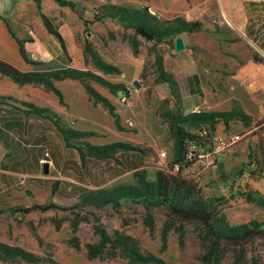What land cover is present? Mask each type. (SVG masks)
I'll return each instance as SVG.
<instances>
[{"label": "rangeland", "instance_id": "rangeland-1", "mask_svg": "<svg viewBox=\"0 0 264 264\" xmlns=\"http://www.w3.org/2000/svg\"><path fill=\"white\" fill-rule=\"evenodd\" d=\"M71 1L80 5L82 17L69 9L65 13L53 11L54 19H59V25L63 24L60 37L65 58L70 64L80 66L72 69L88 73L83 82L78 81L84 88V85L93 87L113 105L120 127L112 120L116 132L107 136V123L101 120L104 125L101 130L87 131L90 132L88 135H72L68 144L97 159L111 162L118 161L116 155L124 150L95 156L88 151V145L106 146L120 142L149 149L145 155V167L138 170L148 182H155L161 171L174 179L169 189L171 194L175 190L176 196L185 201L184 188L175 189V185L180 180L194 185L199 197L224 223L230 226L250 221L264 223V209L245 199L246 196L264 199V62L249 47L260 71L255 75L238 72L247 66L248 50L245 46L248 45L242 44L243 39L232 33L223 20L219 13L221 0ZM250 1L227 0V7L246 9ZM109 3L146 7L161 21L182 18L205 24L199 32L178 35L186 41L193 60L209 68L208 72L201 74L205 91L213 99L221 96L222 107L238 106L251 117L247 126L238 120L227 125L219 122V132L215 134L214 130L211 139L205 133H199L205 137L200 145L206 148L213 145L217 136L233 135L236 139L214 166L201 171L194 161L183 163L181 167L175 165L173 141L167 135V125L161 123L157 115L161 101H167L165 108H171L172 101L170 97L157 102L159 96L167 93L168 85L157 80L155 56L160 55L162 63L166 60L171 65L175 55L184 50L175 51L172 39L153 43L138 36L135 52L131 29L115 19L93 21L94 15H100ZM124 91L128 97L121 102ZM253 94L255 99L251 97ZM96 105L105 109L107 122L108 110L100 103ZM188 131L197 135L196 130ZM106 141V145H99ZM161 151L165 152L162 160L159 159ZM134 173L117 185L136 186ZM73 205L61 206L67 207L66 210L28 212L0 208V245L32 252L42 258L38 264H48L50 260L60 264H143L123 244V239L129 237L132 240H126V243L132 252L154 255L166 264H264L263 237L241 246L213 244L200 225L171 220L165 206H151L135 199H123L115 208L110 205L101 208ZM102 233L105 241H101ZM1 246L2 257L5 250ZM0 264L31 263L14 259L0 260Z\"/></svg>", "mask_w": 264, "mask_h": 264}, {"label": "crops", "instance_id": "crops-1", "mask_svg": "<svg viewBox=\"0 0 264 264\" xmlns=\"http://www.w3.org/2000/svg\"><path fill=\"white\" fill-rule=\"evenodd\" d=\"M221 4L219 13L223 20L232 33L243 39L241 43L248 45H244L248 50L245 57L247 66L238 72L255 75L260 69L249 47L264 62V0H252L246 9L236 10L228 9L227 0H221ZM68 9L54 0H41L40 9L32 0H2L0 60L23 73L79 69L78 64L72 65L65 58L63 47L55 35V32L60 35L63 24L59 25V19H54L53 11L65 13ZM184 44L186 47L185 40ZM183 50L175 55L171 65L165 60L163 68L178 83L185 113L231 110V105L222 107L221 96L213 99L206 93L201 74L208 72L209 68L193 60L189 47ZM262 68L264 70V66ZM53 86L60 91L62 102L43 85L17 84L0 73V97H3L0 101L2 209L50 203L73 205L84 192L123 183L145 167V156L139 151L119 152L116 155L118 161L111 162L109 159H97L68 144L58 126L82 132L95 131L104 127L103 120L107 123V136H112L116 132L115 125L108 112L106 122L105 109L93 104L78 80L53 81ZM170 97L168 88L157 102ZM251 97L255 99V94ZM24 103L47 108L55 117L32 112ZM219 127L217 124L215 134H218ZM104 144L107 141L99 145ZM45 152L49 154V162L41 165L39 160Z\"/></svg>", "mask_w": 264, "mask_h": 264}, {"label": "trees", "instance_id": "trees-1", "mask_svg": "<svg viewBox=\"0 0 264 264\" xmlns=\"http://www.w3.org/2000/svg\"><path fill=\"white\" fill-rule=\"evenodd\" d=\"M38 9H40L41 0H32ZM59 6L69 8L71 11L77 13L82 17V8L80 5L71 0H54ZM103 12L100 15H94L93 21H99L102 18L115 19L126 28L133 31L134 37L131 41L133 50L137 51L138 42L136 37L140 36L147 41L153 43L166 42L168 39L174 40L175 37L183 33H193L203 30V25L199 21H188L182 18L174 20L161 21L151 15L146 7L132 8L119 4L109 3L103 7ZM85 23L90 21L84 20ZM57 39L63 47V40L60 35L55 32ZM23 54V52H22ZM26 58V57H25ZM254 60L256 57L253 56ZM155 65L158 72V82L168 85L172 107L165 108V100L161 101L158 118L161 123L167 125V135L173 141L172 159L175 165L182 166L186 161L187 145L189 142L195 141L204 143L205 137L199 136V133H205L208 139H211L214 134L215 126L219 122L228 124L230 121H241L244 126H247L251 117L247 115L240 107L234 106L229 111H199L185 113L182 107L181 94L179 86L175 78L163 68L162 57L155 56ZM0 73L8 76L17 84H42L47 89L52 91L59 97L62 102V96L52 82L59 81L66 78L79 80L83 82L88 73L78 71L72 68H62L56 71L43 72H20L8 63L0 60ZM85 89L92 100L93 104L98 103L104 106L109 114L113 117L114 123L117 127L119 125V117L114 112V107L109 101L102 97L93 87L84 85ZM125 92V91H124ZM128 96V93L125 92ZM3 97H0V101ZM28 110L32 112L47 116L49 118L55 115L47 108H39L29 103H24ZM236 104V102L234 103ZM59 127L61 134L65 141L72 135H88L90 132L71 131L67 128ZM188 130H196L197 135L190 133ZM88 151L95 156H107V154L114 150L124 151H139L144 156L149 153V149H145L139 145H131L129 143L114 142L106 146L88 145ZM134 177L136 186L132 184H120L112 188H103L98 190H88L79 196L78 202L74 207H92L101 208L107 205L113 208L120 205L123 199H135L138 202L151 206H165L168 209V217L178 223H196L202 227L206 236L213 244H225L230 246H241L248 241L257 238H264V223L257 221H250L235 226H230L224 223L223 219H217L214 210L210 209L208 204L202 200L195 190L194 185L180 180L179 184L175 185V189L179 186L184 188V198L182 200L176 196L175 190L172 194L169 192L171 182L174 180L170 175L158 172L155 182H148L142 172H135ZM155 191V193H154ZM248 202L255 204L264 209V199L253 198L246 196ZM60 209L66 210L67 207H61L55 204L34 205L30 208L10 209L13 211L28 212L30 210H49ZM126 240H132L129 237L123 239V244L131 252L137 256V260L143 264H166L164 260L151 254H136L132 252ZM101 241H105V235L102 233ZM1 246V245H0ZM5 254L0 260H22L31 264H38L42 258L36 254L24 250L20 247H9L2 245ZM48 264H60L55 261H48Z\"/></svg>", "mask_w": 264, "mask_h": 264}, {"label": "built area", "instance_id": "built-area-1", "mask_svg": "<svg viewBox=\"0 0 264 264\" xmlns=\"http://www.w3.org/2000/svg\"><path fill=\"white\" fill-rule=\"evenodd\" d=\"M153 14V12H151ZM125 94L121 96V102L126 101ZM199 112V111H198ZM129 125L131 123L129 122ZM236 141L233 135L229 136H217L213 145L211 147H202L200 143L192 141L189 142L187 145V152H186V160L191 162L194 161V165H196L201 171L208 169L211 166H214L215 163L219 160L220 156ZM49 154L45 152L43 157L40 158L39 163L41 165L48 164ZM165 157V152L161 151L159 153V159H163ZM160 164V163H158ZM162 170V167L160 168Z\"/></svg>", "mask_w": 264, "mask_h": 264}, {"label": "water", "instance_id": "water-1", "mask_svg": "<svg viewBox=\"0 0 264 264\" xmlns=\"http://www.w3.org/2000/svg\"><path fill=\"white\" fill-rule=\"evenodd\" d=\"M184 48H185V44H184L183 38L181 36L175 37V39H174V50L178 52V51L183 50ZM134 85L136 87H140L138 82H134Z\"/></svg>", "mask_w": 264, "mask_h": 264}]
</instances>
